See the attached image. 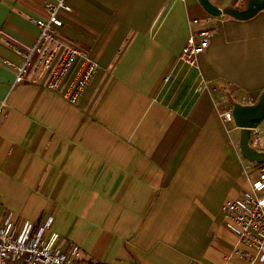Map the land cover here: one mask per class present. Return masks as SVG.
Here are the masks:
<instances>
[{"label": "crops", "instance_id": "1", "mask_svg": "<svg viewBox=\"0 0 264 264\" xmlns=\"http://www.w3.org/2000/svg\"><path fill=\"white\" fill-rule=\"evenodd\" d=\"M44 4L0 0V218H52L58 242L87 262L260 264L221 207L256 175L223 113L264 91V12L211 16L208 47L189 66L179 57L201 28L191 21L210 17L197 0H66L60 38L98 64L74 105L46 88L45 73L14 84L5 64H22ZM249 140L264 153V120Z\"/></svg>", "mask_w": 264, "mask_h": 264}, {"label": "built area", "instance_id": "2", "mask_svg": "<svg viewBox=\"0 0 264 264\" xmlns=\"http://www.w3.org/2000/svg\"><path fill=\"white\" fill-rule=\"evenodd\" d=\"M186 0H167V3ZM46 17L33 20L39 34L28 48L18 51L23 62L16 66L9 61L5 64L16 72L14 84L20 83L29 72H43L47 75L46 88L60 93L70 104H77L89 82L98 69L97 62L89 50L63 42L60 29L62 14L70 13L66 0H45ZM213 22L210 16L203 20L194 19L192 25L201 28L192 33L184 46L179 60L194 66L196 58L208 47ZM199 84L196 92L204 91ZM0 107V115L2 114ZM226 124H233L231 111L223 113ZM258 138L252 145L258 144ZM249 189L235 199L224 202L221 213L226 225L238 238L240 244L255 253V258L264 264V165H256L255 177L246 176ZM52 218L40 224L24 222L16 224L14 214L8 212L0 218V264H109L87 262L79 259V251L71 243L60 244L58 234L50 231Z\"/></svg>", "mask_w": 264, "mask_h": 264}, {"label": "water", "instance_id": "3", "mask_svg": "<svg viewBox=\"0 0 264 264\" xmlns=\"http://www.w3.org/2000/svg\"><path fill=\"white\" fill-rule=\"evenodd\" d=\"M203 10L212 17L228 16L235 20L245 21L258 12H264V0H247L244 9H219L208 0H197ZM231 116L235 127L240 129L239 150L241 156L249 162L264 165V153L258 152L249 145V134L264 120V91L252 105L233 104Z\"/></svg>", "mask_w": 264, "mask_h": 264}, {"label": "trees", "instance_id": "4", "mask_svg": "<svg viewBox=\"0 0 264 264\" xmlns=\"http://www.w3.org/2000/svg\"><path fill=\"white\" fill-rule=\"evenodd\" d=\"M249 142H250V140H249Z\"/></svg>", "mask_w": 264, "mask_h": 264}]
</instances>
